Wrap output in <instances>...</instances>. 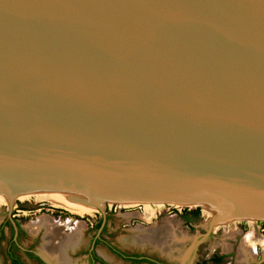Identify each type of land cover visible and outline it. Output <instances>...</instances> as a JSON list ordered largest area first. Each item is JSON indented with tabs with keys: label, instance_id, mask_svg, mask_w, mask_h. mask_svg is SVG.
Segmentation results:
<instances>
[{
	"label": "water",
	"instance_id": "obj_1",
	"mask_svg": "<svg viewBox=\"0 0 264 264\" xmlns=\"http://www.w3.org/2000/svg\"><path fill=\"white\" fill-rule=\"evenodd\" d=\"M49 190L264 220V0H0L7 216Z\"/></svg>",
	"mask_w": 264,
	"mask_h": 264
},
{
	"label": "rangeland",
	"instance_id": "obj_2",
	"mask_svg": "<svg viewBox=\"0 0 264 264\" xmlns=\"http://www.w3.org/2000/svg\"><path fill=\"white\" fill-rule=\"evenodd\" d=\"M7 204L8 201L0 204V222L5 218ZM148 206L154 213L150 218L146 219L143 216L145 206L141 203L127 202L118 204L111 201L103 203V210L109 214L107 232L109 233L111 244L122 250L141 252L147 256L156 257L164 264H240L238 262L240 261L238 260V249L245 236L250 234L253 228H256V232L259 235L261 234L260 236L264 239V220L253 219V222L250 223L248 218H238L214 224L215 226L213 225L209 236L194 244L195 240L203 233L207 219L212 215H207L201 204L154 202L148 203ZM193 211H196V215L190 214ZM11 212L18 214L16 218L26 232V235H21L19 239L22 246H26L35 239L31 234V227L29 228L28 225L36 217L35 220L42 217L50 218L53 221L64 223L63 225L65 226L67 225L66 221L71 219L72 221L68 222L66 227L74 224L72 227L75 228L71 232L77 233L79 236H81L80 233L82 231L84 236L82 243L84 246L93 232L88 226L93 219L97 218L99 213L98 209H95L91 212V215L80 216L63 208L33 202L32 199L19 200L17 198L12 200ZM74 220L75 223L73 222ZM86 222H90L87 227L85 225ZM66 227L64 229L61 227L63 233L64 231L67 232L65 230ZM4 231L7 235L8 230L4 229ZM145 231L152 233L153 240L157 242L156 245L149 242L141 245L134 241L133 238H135L136 233H144ZM42 232L47 233L48 228L46 232L45 230L43 231V228L40 229L36 242L33 243V249L38 252H40ZM108 233L106 234L108 235ZM171 234L173 235L172 238ZM3 244L4 240H0V251L3 248ZM96 251L104 253V250L99 247L96 248ZM210 256H220L221 258L218 262H211L208 259ZM110 260L111 264H121L116 259ZM241 264H264V247L259 243L255 244L252 254L248 255Z\"/></svg>",
	"mask_w": 264,
	"mask_h": 264
},
{
	"label": "flooded vegetation",
	"instance_id": "obj_3",
	"mask_svg": "<svg viewBox=\"0 0 264 264\" xmlns=\"http://www.w3.org/2000/svg\"><path fill=\"white\" fill-rule=\"evenodd\" d=\"M7 209L8 207L6 208L4 220H1L0 222V240H4L3 248L0 251V264H55L53 259H58L57 255L50 256L46 254V252L44 253L41 248L42 243H46L45 236L47 233L42 232V241L40 243L39 250L40 252L33 249V243L36 242V238L39 235L40 229L43 228V231L45 230L46 232L47 228L49 230L50 225H42L40 229L37 230V232H34L30 228L31 226L28 225V227L32 231L31 234L35 237V239L30 241L26 246H22L20 244L19 239L21 235L25 236L26 232L24 231L23 227L19 224L18 219L16 218L18 214L12 213L11 207L8 217ZM108 216L109 214H107L106 211H104V216H102V214L99 212L97 214V218L95 220H92V223H85L86 227L88 226V223H90L88 227L93 230V232L91 233V236H89L87 243L83 246L82 242L84 236L81 231L80 240L82 239V241L81 243H79V245L74 246L71 250L67 252V258H65L67 264H111L110 259H116L121 262V264H164L163 262H161V260L156 257L147 256L145 253L141 252L122 250L117 246L111 244L109 240V233L107 232V225L109 220ZM35 219L33 221H36ZM48 219L51 220L54 226L62 227V229L68 226V222L72 221L71 219L66 221L67 225L65 226L63 225L64 223L62 224L59 221L56 222L55 220L53 221L50 218ZM86 220L88 221V219ZM73 222L75 223V220ZM72 226L66 227L65 230L67 232L64 231V233L73 235L71 231L75 227ZM51 228L53 227L51 226ZM4 229L8 230L7 235L5 234ZM106 233H108V235ZM97 247L102 248L104 250V253L106 254L101 251L97 252ZM211 257L212 256L208 257V259Z\"/></svg>",
	"mask_w": 264,
	"mask_h": 264
},
{
	"label": "bare ground",
	"instance_id": "obj_4",
	"mask_svg": "<svg viewBox=\"0 0 264 264\" xmlns=\"http://www.w3.org/2000/svg\"><path fill=\"white\" fill-rule=\"evenodd\" d=\"M14 198H17L19 200H30L32 199L33 202H40V203H45L48 204L52 207L56 208H63L71 213L77 214V215H91V212L95 210L94 207L81 202L80 200H77L73 197H70L66 194L54 191V190H49V191H30V192H21V193H13L12 194V200ZM7 202V198L5 194L0 195V204ZM108 202V201H106ZM136 203V202H135ZM149 202H142L145 207V213L143 216L148 219L150 218L154 211L149 208L148 206ZM138 204V203H137ZM140 204V203H139ZM201 206L203 207L205 213L207 215H211L216 213V209L212 205H207V204H202L200 203ZM250 223L253 222V218H248ZM49 224L50 228L51 226L53 228H49L45 239L46 243H42V250L44 253L52 256V255H57L58 259H53L55 264H67L66 259L67 258V252L71 250L74 246L79 245L81 242L80 236L73 233V235L65 234L61 230V227H56L52 224L51 220H49L46 217H42L41 219H37L36 221L30 222V226L33 229L34 232H37V230L40 229L42 225H47ZM58 225V224H57ZM61 225V224H60ZM215 226V225H214ZM157 230V229H155ZM140 233V234H139ZM135 235V234H134ZM133 235V236H134ZM261 235V234H260ZM256 232V228L252 229L250 231V234H247L245 238L243 239V242L239 246V252H238V262L243 263L244 260H246L248 255L252 254L253 247L255 244L259 243L264 247V239ZM132 236V235H131ZM154 237H156L154 235ZM173 235L171 234V238ZM138 238V239H135ZM134 241L137 244H146V243H154L156 245L157 242H155L152 237L151 232H138L135 235ZM157 238V237H156ZM175 239V237H174ZM173 239V240H174ZM161 240V239H160ZM132 242V241H131ZM133 243V242H132Z\"/></svg>",
	"mask_w": 264,
	"mask_h": 264
},
{
	"label": "trees",
	"instance_id": "obj_5",
	"mask_svg": "<svg viewBox=\"0 0 264 264\" xmlns=\"http://www.w3.org/2000/svg\"><path fill=\"white\" fill-rule=\"evenodd\" d=\"M191 215H196V211L190 212ZM185 216V214H184ZM220 256H212L211 258H209V260L211 262H218L220 260Z\"/></svg>",
	"mask_w": 264,
	"mask_h": 264
}]
</instances>
